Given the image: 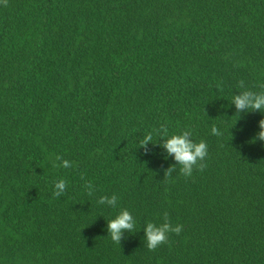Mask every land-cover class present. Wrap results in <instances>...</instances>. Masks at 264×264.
<instances>
[{
    "label": "trees",
    "instance_id": "obj_1",
    "mask_svg": "<svg viewBox=\"0 0 264 264\" xmlns=\"http://www.w3.org/2000/svg\"><path fill=\"white\" fill-rule=\"evenodd\" d=\"M246 89L264 0H0V264H264L262 116L220 108ZM162 128L208 144L202 170L140 148ZM164 213L182 231L150 251Z\"/></svg>",
    "mask_w": 264,
    "mask_h": 264
},
{
    "label": "clouds",
    "instance_id": "obj_2",
    "mask_svg": "<svg viewBox=\"0 0 264 264\" xmlns=\"http://www.w3.org/2000/svg\"><path fill=\"white\" fill-rule=\"evenodd\" d=\"M229 104L220 105V108H227L233 106L236 113L248 114L251 112H258L262 118L257 122L259 131L253 138V142L260 141L264 143V90L253 91L244 90L233 94L232 99L228 101ZM211 134L215 136H221L222 130L216 126L211 128ZM152 134H147L141 140L140 148H143L147 152L149 145H156L163 149L164 158L171 157L175 162L169 166L165 173L171 175L173 171L179 166V171L185 177H190L193 173L194 167L201 169L203 164L199 163L204 161L208 155V144L203 140L196 142L192 139V133L190 131H182L179 134H168L166 128L159 130V143L152 142ZM57 159H60L57 157ZM61 166L64 168L70 167V162L67 160H61ZM164 173V174H165ZM66 189V181L60 179L56 181L54 185V195L60 196ZM118 197L113 195L111 197L102 196L98 203L109 207L117 206ZM136 228V220L133 215L127 210L122 209L113 219L106 223L107 236L111 238L113 242L119 243L125 232L131 234L134 233ZM183 226L181 224L173 225L168 218V214L164 213L163 222L160 224H154L147 222L143 227V239L145 246L148 250H154L159 245L165 243L170 233L179 235Z\"/></svg>",
    "mask_w": 264,
    "mask_h": 264
}]
</instances>
